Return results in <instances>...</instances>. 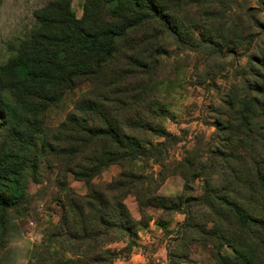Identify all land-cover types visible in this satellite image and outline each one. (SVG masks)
<instances>
[{"label": "trees", "instance_id": "1", "mask_svg": "<svg viewBox=\"0 0 264 264\" xmlns=\"http://www.w3.org/2000/svg\"><path fill=\"white\" fill-rule=\"evenodd\" d=\"M71 1L49 3L24 54L0 67L2 78L14 80V102L0 101V182L7 190L0 210L26 202L28 176L37 179L45 161L56 171L61 200L55 230L28 264L127 259L138 246L139 229L153 219L149 207L185 215L178 236L187 252L170 251V264L189 260L192 241L212 246L214 264H264V23L240 0H87L82 18ZM166 38L211 60L225 57L228 46L255 50L249 77L235 79L225 92L218 145L206 158L192 150L169 160L178 138L158 122L164 109L159 59L151 61L164 54ZM84 84L87 90L65 119L47 125L49 109ZM151 162L161 167L157 175H139V163ZM115 164L122 168L118 177L93 182ZM70 175L87 185V193L72 188ZM173 175L187 183L203 179L197 204L159 193ZM130 194L140 220L125 203ZM119 242L122 249L111 247Z\"/></svg>", "mask_w": 264, "mask_h": 264}, {"label": "rangeland", "instance_id": "2", "mask_svg": "<svg viewBox=\"0 0 264 264\" xmlns=\"http://www.w3.org/2000/svg\"><path fill=\"white\" fill-rule=\"evenodd\" d=\"M52 1L55 0H0V67L24 54V44L31 39V34L38 25L39 15ZM240 1L243 6L251 8L252 15L264 23V0ZM86 2L87 0L71 1L77 18L83 17ZM193 20L195 23L194 17ZM195 37H201L199 29L195 31ZM164 42V54L153 55L151 61L155 63L159 59L157 73L161 85L158 96L164 109L158 122L178 138V143L169 150V160L179 161L192 150H197L206 158L218 145L217 122L225 92L235 83V79L242 81L249 77L245 73L250 67L255 50L251 45L228 46L224 49L225 57L211 60L207 53L194 52L171 38H166ZM4 77L0 76V101L14 102V92L11 89L14 80L9 75ZM87 88L88 85L84 84L81 88L66 92L63 102L49 109L45 123L53 126L62 122L76 105L81 92ZM3 134L0 119V146ZM160 140L152 141L156 144ZM139 165V175H157L161 170L153 162L148 167L143 163ZM121 171V166L111 165L95 177L93 182H110ZM56 176V171L46 161L43 162L37 179L28 176L26 202L5 213L0 210V264H28L39 251L37 248L42 245L46 235L55 230L62 212ZM69 183L77 193H87V185L74 180L71 175ZM203 185L201 178L187 183L181 176L173 175L167 177L159 193L165 196H183L195 205L198 203L195 199L203 193ZM4 187L5 184L0 182V194L7 191ZM125 203L133 216L140 220L135 196L128 195ZM187 207L182 206L183 209ZM196 207L198 206H193ZM148 213L153 219L148 228L139 229L136 236L138 246L129 258H120L115 264H170V251L179 254L187 252L178 236L179 226L184 222L185 215L154 207H149ZM124 246L123 242L111 245L117 250ZM188 249L189 260L180 264H214L212 246L204 247L199 241H192L188 244ZM225 251L232 253L230 248Z\"/></svg>", "mask_w": 264, "mask_h": 264}]
</instances>
